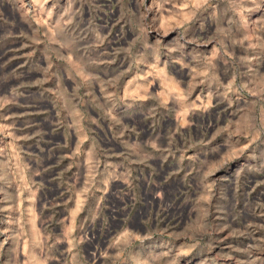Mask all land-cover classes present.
Returning <instances> with one entry per match:
<instances>
[{"label": "rangeland", "instance_id": "obj_1", "mask_svg": "<svg viewBox=\"0 0 264 264\" xmlns=\"http://www.w3.org/2000/svg\"><path fill=\"white\" fill-rule=\"evenodd\" d=\"M0 264H264V0H0Z\"/></svg>", "mask_w": 264, "mask_h": 264}, {"label": "bare ground", "instance_id": "obj_2", "mask_svg": "<svg viewBox=\"0 0 264 264\" xmlns=\"http://www.w3.org/2000/svg\"><path fill=\"white\" fill-rule=\"evenodd\" d=\"M170 86V85H169ZM170 89H173V90H175V87L174 86H170ZM100 258V257H99Z\"/></svg>", "mask_w": 264, "mask_h": 264}]
</instances>
